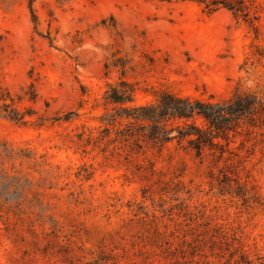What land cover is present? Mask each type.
Instances as JSON below:
<instances>
[{"label":"rangeland","instance_id":"1","mask_svg":"<svg viewBox=\"0 0 264 264\" xmlns=\"http://www.w3.org/2000/svg\"><path fill=\"white\" fill-rule=\"evenodd\" d=\"M256 1L260 38L244 18L206 14L198 0H37L39 31L26 0L0 4V85L17 95L35 83L37 102L20 107L45 123L0 115V143L45 161L28 181L44 196L24 203L27 215L0 210V264L264 263V130L243 151L249 136L238 135L231 161L202 164L177 142L136 145L100 121L116 106L107 84L122 80L138 84L139 104L165 89L229 99L242 80L257 91L264 58L241 69L252 44L264 52Z\"/></svg>","mask_w":264,"mask_h":264},{"label":"trees","instance_id":"2","mask_svg":"<svg viewBox=\"0 0 264 264\" xmlns=\"http://www.w3.org/2000/svg\"><path fill=\"white\" fill-rule=\"evenodd\" d=\"M56 1L63 6L69 0ZM11 2L12 0H0V4L8 7ZM36 2L37 0H26L35 30L39 31L41 20ZM198 2L206 14L211 15L224 8L236 18H244L256 37H261L260 28L255 23V20L261 18L260 4L256 0H198ZM49 16L51 21L55 19L52 10ZM49 39L52 40L50 37ZM260 47V43L251 45L250 56L241 65L242 71L246 74H250L248 65L251 60L258 61L264 58V52ZM243 81H240L233 97L229 99H216L213 94L207 97L182 96L165 89L158 90L154 100L148 104L137 103L139 88L136 82L122 80L118 83H109L106 99L116 106L112 111L105 107L106 111L100 116V121L108 125L107 128L116 130L119 133L118 138L124 141H128L127 136H132L136 145L141 141L164 150L167 144L177 142L178 145L191 150L202 164L208 157H212L213 163L228 162L231 158L226 157V154L235 152L231 145L235 143L238 135L245 133L250 137L242 140L237 147L243 151L249 139H253V134L259 132L258 130H264V82H257L258 89L253 91L244 87ZM22 91L15 95L0 85V115L17 124L44 126V120L41 118L31 119L37 114L35 111L28 107L24 109L20 107L24 100L37 102L39 94L36 84L28 85L29 92L25 89ZM71 114L73 112L61 116L58 120L70 121ZM117 124L130 128L123 132ZM44 163V155H39L29 147L0 143V210L8 217L27 215L24 212V203L34 194L44 196V190L36 191L28 187V181L40 174L39 169L44 170ZM226 176L227 173H224V177ZM186 193L190 195V192ZM243 263L256 264L250 260H243Z\"/></svg>","mask_w":264,"mask_h":264}]
</instances>
